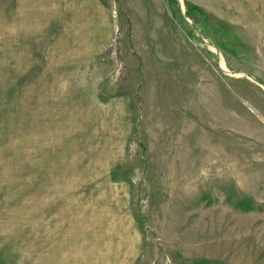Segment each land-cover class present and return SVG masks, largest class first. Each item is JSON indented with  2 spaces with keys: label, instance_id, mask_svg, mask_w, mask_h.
I'll list each match as a JSON object with an SVG mask.
<instances>
[{
  "label": "rangeland",
  "instance_id": "obj_1",
  "mask_svg": "<svg viewBox=\"0 0 264 264\" xmlns=\"http://www.w3.org/2000/svg\"><path fill=\"white\" fill-rule=\"evenodd\" d=\"M0 264H264V0H0Z\"/></svg>",
  "mask_w": 264,
  "mask_h": 264
}]
</instances>
